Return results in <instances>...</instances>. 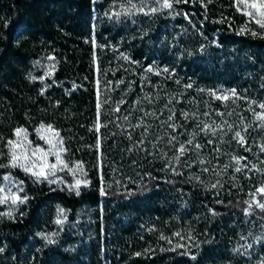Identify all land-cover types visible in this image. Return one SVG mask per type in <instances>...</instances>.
Listing matches in <instances>:
<instances>
[{
  "label": "trees",
  "instance_id": "16d2710c",
  "mask_svg": "<svg viewBox=\"0 0 264 264\" xmlns=\"http://www.w3.org/2000/svg\"><path fill=\"white\" fill-rule=\"evenodd\" d=\"M107 2L0 0V133L48 123L78 167L0 157V264H264V31L233 0Z\"/></svg>",
  "mask_w": 264,
  "mask_h": 264
},
{
  "label": "rangeland",
  "instance_id": "374dc122",
  "mask_svg": "<svg viewBox=\"0 0 264 264\" xmlns=\"http://www.w3.org/2000/svg\"><path fill=\"white\" fill-rule=\"evenodd\" d=\"M145 2L108 0L106 8L115 6L122 10L123 7L126 9ZM163 4L169 5L166 1ZM233 6L244 14L245 20L252 23L253 28L264 31V0H233ZM260 110L257 118H264V106ZM11 132L9 137L6 133H0V157L16 169L28 172L36 181L46 184L61 182L62 171L73 173L78 170L75 157L67 154L63 136L50 124L15 127ZM258 171L255 174L258 195L253 198L254 204L264 202V171ZM23 188V183L15 177L7 174L0 176V214L21 201L19 193Z\"/></svg>",
  "mask_w": 264,
  "mask_h": 264
}]
</instances>
